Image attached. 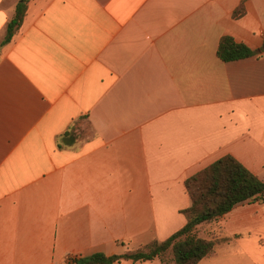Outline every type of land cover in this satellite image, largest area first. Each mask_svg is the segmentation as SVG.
I'll return each mask as SVG.
<instances>
[{"label":"crops","instance_id":"0c3cea01","mask_svg":"<svg viewBox=\"0 0 264 264\" xmlns=\"http://www.w3.org/2000/svg\"><path fill=\"white\" fill-rule=\"evenodd\" d=\"M19 2L0 0V264L166 241L186 181L227 155L264 181V0H30L5 45ZM227 36L254 56L221 61ZM198 235L227 238L199 264H264V201Z\"/></svg>","mask_w":264,"mask_h":264},{"label":"trees","instance_id":"16d2710c","mask_svg":"<svg viewBox=\"0 0 264 264\" xmlns=\"http://www.w3.org/2000/svg\"><path fill=\"white\" fill-rule=\"evenodd\" d=\"M30 0H20L15 15L10 21L3 44L12 41L20 30ZM243 5L235 12L239 18L244 15ZM247 45L238 43L232 37H224L218 48V57L225 63L253 57ZM75 126V125H74ZM69 132L59 137V148L74 144L77 136ZM186 188L191 198L190 208L182 211L187 224L166 241H154L136 251L108 257L104 254L74 260L70 264H116L122 261L149 262L156 259L168 263L171 253L175 264H199L203 259L215 253L217 247L227 238L213 237L204 239L198 235V227L209 224L233 211L237 206L248 201H264V181L252 173L234 156L222 157L206 169L186 181Z\"/></svg>","mask_w":264,"mask_h":264},{"label":"rangeland","instance_id":"374dc122","mask_svg":"<svg viewBox=\"0 0 264 264\" xmlns=\"http://www.w3.org/2000/svg\"><path fill=\"white\" fill-rule=\"evenodd\" d=\"M72 133L76 135L79 139L85 140L86 138L92 136V131L86 122H77ZM168 258H171V253L167 255Z\"/></svg>","mask_w":264,"mask_h":264}]
</instances>
